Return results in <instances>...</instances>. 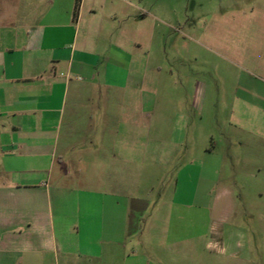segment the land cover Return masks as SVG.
Masks as SVG:
<instances>
[{
  "label": "rangeland",
  "instance_id": "374dc122",
  "mask_svg": "<svg viewBox=\"0 0 264 264\" xmlns=\"http://www.w3.org/2000/svg\"><path fill=\"white\" fill-rule=\"evenodd\" d=\"M92 9L115 17L119 41L136 47L130 79L120 80L118 180L108 175L120 189L100 188L97 126L75 144L86 163L57 192L58 212L94 220L102 200L120 202L135 218L126 249L152 264L222 263L228 235L232 251L246 246L264 264V99L248 80L264 81V0H84V15ZM199 232L198 244L175 241Z\"/></svg>",
  "mask_w": 264,
  "mask_h": 264
},
{
  "label": "crops",
  "instance_id": "0c3cea01",
  "mask_svg": "<svg viewBox=\"0 0 264 264\" xmlns=\"http://www.w3.org/2000/svg\"><path fill=\"white\" fill-rule=\"evenodd\" d=\"M74 2L0 0V264H152L138 249H126L124 237L135 218L120 202L102 200V213L93 220L78 211L61 214L57 207L65 202L54 200L57 192L75 186L74 176L86 163L75 144L97 126L103 147L100 188L106 194L120 189L118 182L109 188L108 175L118 180L117 144L125 124L118 95L126 85L120 80L130 79L136 58V47L119 41L115 17L94 9L85 16L81 0L73 20ZM248 80L263 100L264 81ZM108 144H115V153ZM81 222L88 235L83 250L77 241ZM205 235L175 241L198 244ZM231 238L220 237L231 251L216 264H252L246 246L232 251Z\"/></svg>",
  "mask_w": 264,
  "mask_h": 264
},
{
  "label": "trees",
  "instance_id": "16d2710c",
  "mask_svg": "<svg viewBox=\"0 0 264 264\" xmlns=\"http://www.w3.org/2000/svg\"><path fill=\"white\" fill-rule=\"evenodd\" d=\"M81 0H75L74 2V7H73V12H72V18L73 20L76 19L78 11H79V6H80Z\"/></svg>",
  "mask_w": 264,
  "mask_h": 264
}]
</instances>
